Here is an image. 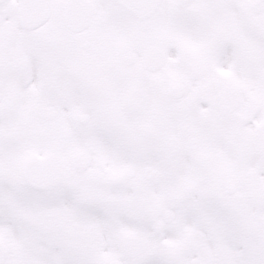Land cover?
Here are the masks:
<instances>
[{"label": "snow or ice", "instance_id": "snow-or-ice-1", "mask_svg": "<svg viewBox=\"0 0 264 264\" xmlns=\"http://www.w3.org/2000/svg\"><path fill=\"white\" fill-rule=\"evenodd\" d=\"M0 264H264V0H0Z\"/></svg>", "mask_w": 264, "mask_h": 264}]
</instances>
